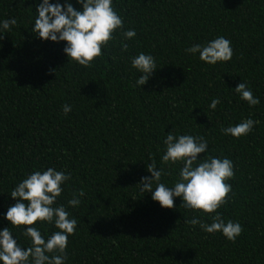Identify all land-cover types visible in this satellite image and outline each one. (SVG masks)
<instances>
[{
    "label": "trees",
    "instance_id": "16d2710c",
    "mask_svg": "<svg viewBox=\"0 0 264 264\" xmlns=\"http://www.w3.org/2000/svg\"><path fill=\"white\" fill-rule=\"evenodd\" d=\"M49 2L81 9L77 0ZM40 3L0 0V25L17 21L0 27V231L9 227L21 248L31 246L26 229L5 219L17 203L10 194L51 167L71 173L54 205L77 220L64 264H264V0H112L123 29L88 68L68 61L64 42L33 31ZM130 29L136 36L126 40ZM218 37L231 42L230 61L208 65L186 52ZM140 53L154 57L157 70L137 86L142 73L131 61ZM239 83L259 104L240 98ZM249 118L256 123L247 135L223 133ZM169 132L204 137L198 161H232L229 202L217 211L242 226L235 242L188 223L210 225L215 213L185 208L180 197L162 208L137 186L153 160L161 183L179 180L183 162H162ZM81 191V203L69 206ZM34 227L46 241L58 231L54 221Z\"/></svg>",
    "mask_w": 264,
    "mask_h": 264
},
{
    "label": "clouds",
    "instance_id": "9594fccd",
    "mask_svg": "<svg viewBox=\"0 0 264 264\" xmlns=\"http://www.w3.org/2000/svg\"><path fill=\"white\" fill-rule=\"evenodd\" d=\"M81 9H75L71 3H50L42 0L36 8L37 18L33 31L41 40L55 43L64 42L63 49L68 61L88 68L94 60L102 55V48L114 40V33L123 29V19L112 6V0H77ZM17 23L16 19L5 20L0 27L8 30ZM136 36L134 30H126L123 37L130 40ZM121 50L127 51L128 44L122 43ZM187 53H199V59L208 65L217 62L230 61L233 55L231 42L224 37H218L206 45L196 44L188 49ZM132 67L142 75L136 81L137 86L145 85L156 69L154 57L140 53L132 59ZM235 91L249 106L259 104V99L253 96L252 91L245 83H239ZM220 103L213 99L209 107L215 110ZM65 114L71 111L70 105L63 106ZM256 122L247 119L235 126L222 129L225 135L240 138L250 133ZM166 153L162 156L163 163L183 162L179 172V180L174 187L169 188L161 183L164 175L162 169L156 168L153 160L147 166L150 177H143L137 186L140 191L152 194V199L162 208L172 209L174 200L182 198V205L204 214L212 215V223L206 224L199 219L188 221L192 226L199 225L206 233H221L228 241L235 242L241 235L243 228L238 222L225 221L217 211L229 202L231 185L227 182L234 177L233 163L228 158L205 157L198 161V157L208 149V142L204 137L191 135L175 136L169 132L164 141ZM195 165V167H194ZM71 173L53 168L35 171L23 179L11 191L10 197L16 200L9 207L5 219L12 228L26 229L24 235L31 241V246L21 248L13 238L12 231L4 228L0 231V262L2 264H64L68 237L75 234L77 220L70 218L63 205L55 206L57 198L61 195V187L70 180ZM156 184L153 191V184ZM83 191L73 194L68 201L69 206L76 207L81 201ZM58 231L54 232L47 241L41 232L34 227L37 222L52 223ZM56 253L55 255H48Z\"/></svg>",
    "mask_w": 264,
    "mask_h": 264
}]
</instances>
